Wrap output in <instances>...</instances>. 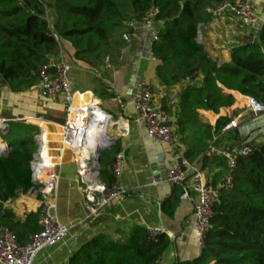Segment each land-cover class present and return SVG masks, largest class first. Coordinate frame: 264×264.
I'll return each mask as SVG.
<instances>
[{"label":"trees","instance_id":"obj_1","mask_svg":"<svg viewBox=\"0 0 264 264\" xmlns=\"http://www.w3.org/2000/svg\"><path fill=\"white\" fill-rule=\"evenodd\" d=\"M233 1L0 0V89L20 94L36 87L41 67L58 55L62 41L74 49L77 60L97 66L106 59L109 64L111 53L120 46L115 32L156 10L155 21H162L158 41L151 46L156 75L163 85L191 80L179 94L175 114L174 134L181 136L198 110L217 114L230 107L235 101L232 93L264 102V23L257 43L231 48L229 63L211 60L203 44L196 41L197 26L208 18L206 9ZM171 64L176 69L168 82L163 70ZM196 78L200 81L195 82ZM228 121L220 119L213 128L202 126L203 137L188 161L202 158L213 136ZM10 131L1 134L10 150L0 155V212L17 241L24 243L38 230L37 215L15 221L8 210H2L1 203L32 187L29 163L33 133L19 130L13 140ZM242 146L248 153L236 162L231 188L220 192L200 255L178 264H264V143ZM210 160L223 169L213 180L216 185L227 174V163L219 156ZM101 174L109 184L110 174L105 170ZM169 245L165 234L153 240L147 231L135 227L118 239L96 236L71 253L66 264H158Z\"/></svg>","mask_w":264,"mask_h":264},{"label":"crops","instance_id":"obj_2","mask_svg":"<svg viewBox=\"0 0 264 264\" xmlns=\"http://www.w3.org/2000/svg\"><path fill=\"white\" fill-rule=\"evenodd\" d=\"M253 5L258 17L255 28L245 27L231 16L218 20L207 18L200 23L201 42L198 43L203 44L211 60L218 64L229 63L233 46L258 42L259 30L264 23V0H253ZM131 22L134 24L131 30L124 28L115 32L114 37L120 46L111 53L109 64L105 63L106 59L97 66L75 59L74 49L65 41H62L58 55L52 58L60 59L70 67V121L84 124L87 110L93 105L113 120L105 136L115 141L98 158L99 167L103 165L100 173L108 172L114 156L121 154L120 182L127 195L95 215H91L86 207L73 156L62 144V128L66 122L62 100L43 97L37 86L20 94L0 89V123L6 124L5 133L10 124L21 123L25 124V129H19L23 132H40L45 144L44 164L55 183L49 195L53 215L61 225L73 226L65 241L42 251L33 264H66L71 253L96 236L118 239L135 227L145 231L163 229V234L170 239V245L158 264L186 263L200 255L198 235L192 223L193 205L176 200L180 190L167 182L166 173L180 159L188 161V157L193 156L203 137L202 126L213 128L220 119L230 120L241 112L243 99L232 93L234 103L217 114L198 110L196 119L183 135H175L179 94L189 80L163 85L156 75L157 61H151L149 57L152 46L149 32L138 21ZM152 28L154 31L160 29L157 24ZM262 50L264 53V47ZM139 80L152 87L153 103L168 117V124L175 133L174 145L150 141L143 128L134 123L131 95ZM196 81L199 82L200 78ZM164 98V105H160V99ZM196 123L198 129L193 127ZM219 134L213 136L208 149L217 140V146L224 143L232 149L244 143H264V114L257 117L244 115L237 129L223 138H219ZM208 149L202 158L188 162L213 181L223 169L210 160L213 155H208ZM104 152L107 153L102 156ZM1 205L2 210H8L15 221L21 222L30 214L37 215L39 200L34 195L18 192L14 200Z\"/></svg>","mask_w":264,"mask_h":264},{"label":"built area","instance_id":"obj_3","mask_svg":"<svg viewBox=\"0 0 264 264\" xmlns=\"http://www.w3.org/2000/svg\"><path fill=\"white\" fill-rule=\"evenodd\" d=\"M156 12V10L147 12L139 22L149 32L151 43L158 41V31H154L152 26L154 24L160 28L162 26V21H155ZM205 14L214 20L231 16L248 28H255L258 23L253 0L224 2L216 7L206 9ZM133 26L132 22L126 24L129 30ZM200 26V24L197 26V42H201ZM149 57L151 61L156 62L152 51H150ZM37 88L43 97L52 100L60 99L64 104L66 122L62 128V144L73 156L77 178L89 213L95 215L100 210L122 201L127 195L120 182L122 155L116 154L108 168L111 176L109 184L101 179L96 155L97 147L107 145L109 142L105 133L113 125L112 118L105 115L106 122L97 139L89 138L88 133L94 123L95 111L100 112L98 106L93 105L88 108L87 120L84 124H75L70 121L72 102L70 67L60 59H50L41 67L38 73ZM242 99L241 112L230 118L221 129L219 138H223L237 129L244 115L257 117L264 114V102L243 96ZM131 104L134 110V123L143 128L150 141L169 146L174 145L175 135L168 126V117L153 103L152 90L144 80H139L135 84L131 95ZM6 127L5 123H0V142L1 134L5 133ZM218 141L216 142L218 143ZM217 143L210 145L208 155L222 157L227 163L228 171L216 185L185 159H180L166 173L167 182L180 190L179 201L190 202L193 205L192 223L198 235L197 242L200 252L203 249L204 234L212 217L213 208L219 202L220 192L231 188V174L236 162L239 157L248 153V148L242 145L237 149H232L224 143L217 146ZM5 145L7 147L5 150H0V155L10 150L8 144ZM30 146L33 147L32 159L29 163L32 187L27 193L34 195L39 200L38 230L31 234L26 242L19 243L9 227L0 225V264H33L35 258L42 251L52 249L65 241L73 227L61 225L53 215V206L49 201V195L54 190L55 183L44 164L45 144L40 132L32 135ZM10 201L8 200L6 203ZM147 232L153 240L162 233L158 229Z\"/></svg>","mask_w":264,"mask_h":264},{"label":"rangeland","instance_id":"obj_4","mask_svg":"<svg viewBox=\"0 0 264 264\" xmlns=\"http://www.w3.org/2000/svg\"><path fill=\"white\" fill-rule=\"evenodd\" d=\"M175 64H171L168 68H165L163 71H164V73H165V80H167L168 82H169V79H170V77H172L173 75H174V73H175ZM182 81H184V80H182ZM189 83L191 84V80H189ZM151 88V90H152V87H150ZM166 98H164V99H160V102H159V104L160 105H164V100H165ZM164 107V106H163ZM166 108V107H165ZM163 111H164V108H163ZM193 127L194 128H196V129H198L199 128V125H198V123H196V124H193ZM11 131H10V134H11V139H17V131H19V129H25V124H23V123H21V124H18V125H11ZM5 130H7V129H5ZM102 167H103V165L101 164V166H100V170H102ZM2 206V205H1ZM3 215L2 214H0V225H4V226H7V227H9L10 228V225H9V223H8V220L7 219H2L1 217H2ZM14 232V231H13Z\"/></svg>","mask_w":264,"mask_h":264},{"label":"bare ground","instance_id":"obj_5","mask_svg":"<svg viewBox=\"0 0 264 264\" xmlns=\"http://www.w3.org/2000/svg\"><path fill=\"white\" fill-rule=\"evenodd\" d=\"M105 122H106V116L104 114H101L99 111H95L94 123L91 126L89 133H88L89 138L97 139L98 135L103 130V126L105 125ZM32 123H34V122H32ZM6 147L7 146L5 144L0 143V150H5Z\"/></svg>","mask_w":264,"mask_h":264},{"label":"water","instance_id":"obj_6","mask_svg":"<svg viewBox=\"0 0 264 264\" xmlns=\"http://www.w3.org/2000/svg\"><path fill=\"white\" fill-rule=\"evenodd\" d=\"M1 91H2V89H1ZM168 126H170V124H168ZM114 141L115 140H109L107 145L98 146L97 149H96L97 158H99L101 152L108 150L112 146ZM161 231H162V233H164L163 229Z\"/></svg>","mask_w":264,"mask_h":264}]
</instances>
